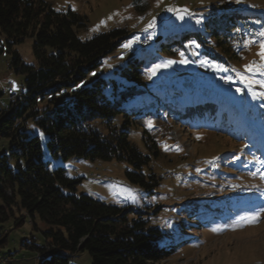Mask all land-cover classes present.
<instances>
[{
    "label": "trees",
    "instance_id": "trees-1",
    "mask_svg": "<svg viewBox=\"0 0 264 264\" xmlns=\"http://www.w3.org/2000/svg\"><path fill=\"white\" fill-rule=\"evenodd\" d=\"M250 17L223 12L205 20V36L186 31L177 38L175 34L173 39L165 33L159 40L153 38L152 44L155 52L162 54L182 48L194 39L199 45L213 48L209 51L214 56L210 57L221 58L222 53L230 51L225 43L237 41L234 34L241 36L248 29ZM83 25L84 19L71 8L55 10L47 0H0V35L8 47L26 36L33 37L36 61L35 65L24 63L13 52L11 67L24 75L26 92L9 101L8 107L0 108V136L10 139L8 154L0 157V223L13 218L14 226L27 220L34 226L36 220L47 225L43 247L32 241L23 243L47 255L39 264H69L70 258L80 252H86L93 264H158L174 254L177 245L164 240L160 227L149 223L150 213L75 194L81 178L68 177L61 166L49 168L43 160L41 139L29 133L28 123L32 122L45 136L52 157L124 161L131 167L126 171L127 178L153 193L159 177L150 163L151 157L157 156V147L150 142L146 128L141 131L147 152L130 140V126L137 119L164 113L185 127L207 129L236 144L244 143V151L248 152L255 137L264 138V115L258 116L262 118L260 128L249 129L242 114L222 131L219 125L229 116L228 104L241 106L232 92L221 87L214 97L200 91L199 98L194 99L191 83L184 84L182 90L177 87L178 80L169 86L162 84L157 90L147 83V62L137 58L126 61L120 70L121 81L110 80L109 84L97 74L90 84L82 85L103 58L129 36L125 29L112 28L81 40L76 30ZM140 95L154 96L157 105L153 112H144L137 100ZM243 98L246 105L257 110L247 93ZM10 157L15 160V167L8 163ZM247 168L254 169L250 175L254 182H246L251 179L246 178L247 174L239 176L237 194L264 196V173L260 166ZM159 208L158 205L156 211ZM5 238L4 234L0 236V246ZM3 261L8 262V258Z\"/></svg>",
    "mask_w": 264,
    "mask_h": 264
},
{
    "label": "rangeland",
    "instance_id": "rangeland-1",
    "mask_svg": "<svg viewBox=\"0 0 264 264\" xmlns=\"http://www.w3.org/2000/svg\"><path fill=\"white\" fill-rule=\"evenodd\" d=\"M47 1L55 10L69 7L84 19V25L76 30L81 40L112 28L125 29L129 34L87 75L82 85L90 84L97 74L109 84L110 80L121 81L123 74L120 70L127 60L150 59L145 64L146 80L157 90L162 84L169 86L178 80L177 87L182 90L185 89L184 84L191 83L195 90L192 94L194 99L199 98L200 91L214 97L221 87L232 92L233 98L241 101V106L235 108L232 103L228 104L229 116L219 125L222 131L242 114L248 121L249 129L252 126L261 127L262 118L260 120L258 116L264 114V86L260 84L264 81V69L257 71L256 66L264 64L258 55L261 41H264V36L260 35L264 32V0ZM169 8L174 11H169ZM227 11L251 17L248 20L250 24L246 26L248 29L241 36L234 34L237 38L232 36L237 41L225 43L230 51L222 53L221 58L210 57L214 56L209 51L213 48L199 45L194 39L182 48H173L172 52L162 54L155 52L153 44L146 47L140 45L143 36H153L155 41L164 37L165 33L167 38L173 39L175 34L177 38L186 31L205 36V20ZM197 20L200 22L197 23ZM33 40V37L26 36L8 47L5 38L0 35V108L8 107L11 101L6 93L10 84L17 97L26 92L24 75L14 71L11 60L16 51L24 63L35 65ZM246 41L252 43L245 46ZM154 53L161 55L158 57ZM168 60L176 63L166 64ZM156 65L160 67L156 68ZM246 65L253 67L246 68ZM221 73L227 75L229 84L211 87L209 79ZM186 92L190 93L188 89ZM246 93L248 98L253 99L257 110L244 102ZM153 97H137L144 112L155 110L157 101ZM143 128L147 129L150 142L153 141L157 147V156L151 157L150 163L151 170L159 177V184L153 193H147L127 178L126 171L131 167L124 161L84 156L66 160L52 157L47 151L45 136L32 122L27 125L30 134L40 137L43 160L48 162L50 169L61 166L68 177L81 178L75 187V194H85L107 204L150 213L149 223L160 227L164 240L177 245L176 252L158 264H264V213L254 222L240 219L258 210V205L263 204L261 207H264V196L237 194L241 182L239 176L247 174L248 179L254 171L247 166H260L264 173V156L257 158V152L251 154L244 151V143L236 144L207 129L185 127L164 113L159 117H141L130 126L129 138L142 152H147L142 140ZM9 148L10 139L0 136V157L8 154ZM8 163L16 166L11 157ZM96 174H100L102 179H95ZM246 182L252 184L254 178ZM158 205L160 208L156 211ZM35 223L36 226L27 220L14 226L13 218L0 223V236L4 234L6 237L0 246V264H39L47 257L23 245L25 241H32L37 247L45 245L43 231L47 225L39 220ZM7 258L8 262L3 261ZM69 264L93 263L86 252H80L70 258Z\"/></svg>",
    "mask_w": 264,
    "mask_h": 264
},
{
    "label": "snow or ice",
    "instance_id": "snow-or-ice-1",
    "mask_svg": "<svg viewBox=\"0 0 264 264\" xmlns=\"http://www.w3.org/2000/svg\"><path fill=\"white\" fill-rule=\"evenodd\" d=\"M168 10L169 11H174V9H172V8H169ZM178 18L183 19V16H179ZM196 22L199 23L200 21L197 20ZM260 35L264 36V32H261ZM250 43H252V42L251 41H246L245 42V46H247ZM128 46L129 45H125V47H128ZM260 49L261 50L258 53V55H260L261 60L264 61V41H261ZM181 55H183V54H181ZM181 62H183V61H181ZM165 63L166 64H173V63H176V61L168 60ZM159 67H160V65H156V68H159ZM250 67H253V66L252 65H246V68H250ZM261 69H264V64L256 66V70L257 71H260ZM153 74H154V72H153ZM260 84H261V86H264V81H261ZM150 123L151 122H149V125H150ZM253 175H255V174L253 173ZM261 213H264V207H260L258 210L253 211L249 215L240 217V219L241 220H246V221H249V222H254V221H256L259 218Z\"/></svg>",
    "mask_w": 264,
    "mask_h": 264
},
{
    "label": "built area",
    "instance_id": "built-area-1",
    "mask_svg": "<svg viewBox=\"0 0 264 264\" xmlns=\"http://www.w3.org/2000/svg\"><path fill=\"white\" fill-rule=\"evenodd\" d=\"M148 44H150V39H149L148 36H144V37H142L140 39V45L141 46H146ZM212 79H213V82L215 84H225V83H227V79L224 76H221V77H215L214 76ZM7 94H8V96H9V98L11 100H14L15 99L16 94L13 92L12 87H10V89L7 92ZM95 179L101 180L102 179V176L100 174H96L95 175Z\"/></svg>",
    "mask_w": 264,
    "mask_h": 264
},
{
    "label": "bare ground",
    "instance_id": "bare-ground-1",
    "mask_svg": "<svg viewBox=\"0 0 264 264\" xmlns=\"http://www.w3.org/2000/svg\"><path fill=\"white\" fill-rule=\"evenodd\" d=\"M18 98L17 96H15V99Z\"/></svg>",
    "mask_w": 264,
    "mask_h": 264
},
{
    "label": "water",
    "instance_id": "water-1",
    "mask_svg": "<svg viewBox=\"0 0 264 264\" xmlns=\"http://www.w3.org/2000/svg\"><path fill=\"white\" fill-rule=\"evenodd\" d=\"M156 40H158V38Z\"/></svg>",
    "mask_w": 264,
    "mask_h": 264
}]
</instances>
